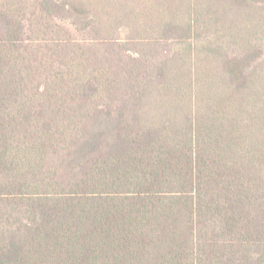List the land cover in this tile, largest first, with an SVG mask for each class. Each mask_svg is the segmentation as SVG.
<instances>
[{
  "label": "trees",
  "instance_id": "trees-1",
  "mask_svg": "<svg viewBox=\"0 0 264 264\" xmlns=\"http://www.w3.org/2000/svg\"><path fill=\"white\" fill-rule=\"evenodd\" d=\"M188 3L0 0V264H264V0Z\"/></svg>",
  "mask_w": 264,
  "mask_h": 264
},
{
  "label": "rangeland",
  "instance_id": "rangeland-1",
  "mask_svg": "<svg viewBox=\"0 0 264 264\" xmlns=\"http://www.w3.org/2000/svg\"><path fill=\"white\" fill-rule=\"evenodd\" d=\"M188 1H189L188 5L191 2V8H192L193 14L196 11L200 15H202L203 17H206V19L211 20L212 39L213 38H220V37H222L224 39V37L226 36V32H233L234 33L237 30H239V31H242L240 38H239L240 42L242 41V39L244 38L243 33L245 31L244 30L245 28L243 26V20L245 19L244 18V12L242 10H238L235 7H229V0H212V1L211 0H203V1L202 0H188ZM104 7H100V9L104 8ZM153 8H154V6H153ZM198 13H196L195 16ZM145 17L159 19L161 17H169V15H167V13L166 14H159L156 12V9H154L153 12L149 13ZM54 23L58 24V25L54 24L52 26L54 28V30H58L57 31L58 33L56 31H49L46 34V37H49V38L55 37L56 39L67 38V39L74 40L76 42V45H74V48H77V50H78L76 58L80 59L87 54L92 55L91 61L96 62V63H93V62L90 63L93 67L99 66L98 62H100V61L98 60V57H101V56L97 53V51L94 50L93 46H91L92 48H90L89 44L94 42L98 45L99 43H101L100 45L105 46L107 50H110L111 47L115 46V45L108 44V41L104 42L102 34L98 33L96 31L97 30L96 28L91 29L92 31L86 30V31L80 32V31L76 30V28L73 25L68 24L67 22L55 19ZM254 23L257 26L262 25L264 28V17H259L258 20H255ZM218 30H219V32H218ZM227 35H229V34H227ZM126 37H127L126 31L122 30L121 33H116L115 38H111V37H107V38L119 39V40L126 41L125 40V39H127ZM110 43H114V40ZM130 48L132 50H135L134 48H136V47L131 46ZM164 48H163V51H164V53L166 52L165 54H167V52L169 50L164 49ZM82 50L86 51L85 55L81 54ZM115 50H119V52L122 53V49H120V48H115ZM171 51H172V49H171ZM111 53H112V51H111ZM125 54L133 55V56L139 58V56H137V54L134 53V51L129 52L128 50H125ZM120 65L126 69L131 64L126 62L125 60H121ZM116 70H118L117 67L116 68L111 67V73L113 75L116 74ZM122 76L124 79L128 78L125 74H122Z\"/></svg>",
  "mask_w": 264,
  "mask_h": 264
}]
</instances>
